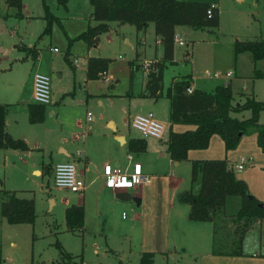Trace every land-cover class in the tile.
Wrapping results in <instances>:
<instances>
[{
    "label": "rangeland",
    "instance_id": "obj_1",
    "mask_svg": "<svg viewBox=\"0 0 264 264\" xmlns=\"http://www.w3.org/2000/svg\"><path fill=\"white\" fill-rule=\"evenodd\" d=\"M42 1L59 21L51 25L48 33H43L45 21L42 19L41 0H21L20 18L15 16L14 9L7 8L0 0V104L9 105L8 118L16 122L9 130L18 135L26 130V138L30 142L32 131L39 130L34 137L38 144L36 151L15 152L5 158L0 152V206L5 200V192L9 191L14 192L17 198L32 200L34 207L31 223L10 225L0 215V263L57 264L58 244L64 253L81 264H142L140 259L146 253L150 254L149 264H222L220 260L212 261L205 255L200 256L204 254V248L205 252L211 251V239L207 238L206 241L204 233H198L200 243L193 241L189 244L179 237L180 222L173 215L166 221L167 211H173L164 207L171 193H175L176 197L183 190L190 189L196 193L198 181L191 182L189 164L180 163L174 169L169 166L162 142L169 130L175 132L178 128H169L168 101L163 97L150 108L143 95L145 75L141 64L160 53V46L154 44L152 24L144 32L135 34L131 25L111 22L110 30L100 34L94 48L87 50L85 43L77 36L87 26L95 25L89 19L92 11L89 1L68 0L66 9L57 6L54 0ZM259 8L260 5L253 8L251 0H223L219 6L216 28L187 34L178 32L185 45L174 46L177 62L167 64L162 70V94L172 81L188 76L192 70L204 80L200 81L202 87L197 83V88L212 91L219 79L214 80L212 76L206 79L204 74L216 72L221 78L232 65L234 42L259 39L257 25L249 13ZM261 28L264 31V22ZM54 48L56 51H53ZM32 52L38 53L36 58H33ZM87 56L109 60L103 78L86 81L84 65ZM73 60L77 66H74ZM260 64L264 65L263 62ZM34 73L48 77L50 104L45 107L53 115L42 124L29 125L24 101L31 96ZM108 75L111 80L105 79ZM234 85H242L243 93L253 94L264 102V79H246ZM98 100L101 105L97 104ZM148 112L154 114L167 132L164 131L161 141L144 139V154H130L154 177L157 175L143 189V205L136 207L133 198L112 202L106 197L94 196L93 193L102 183L101 178L94 179L97 173L86 178L79 175L82 164L75 161L76 172L87 185L86 205L83 207L82 230L68 232L64 224V209L77 204L80 194L56 191L50 176L36 177L31 173L32 168L43 161L49 164L44 172L50 175V165L61 157L57 147H67L71 139L68 136L72 133L75 136L78 125L82 133H86L88 123L85 118L88 113L100 125L106 119H111L117 129L138 138V133L129 129L127 117ZM231 116L246 119L249 112ZM258 123L264 124V112L259 113ZM99 132L100 135H109L103 127ZM65 136L68 139L64 143L61 140L67 138ZM99 139L104 141V136H99L97 140L94 138L93 142L101 148ZM215 141L219 146L208 143L206 149L198 151L206 152L210 159L222 160L225 150L219 137L215 136ZM74 145L78 148L81 146L78 142ZM161 153L164 157L159 156ZM239 156L248 162L241 171L232 169L236 178L246 184L251 196L261 193L264 191V152L257 147L255 134L242 136L237 147L231 150L232 160ZM175 178L179 180L178 183ZM49 198L54 201L52 206ZM174 205H177V198ZM224 223L229 227V222ZM250 230L252 232L247 234L242 249L249 254L248 257L253 253L260 254L258 260H262L263 238L261 236L260 247L254 238L262 233V226L256 223Z\"/></svg>",
    "mask_w": 264,
    "mask_h": 264
},
{
    "label": "trees",
    "instance_id": "obj_2",
    "mask_svg": "<svg viewBox=\"0 0 264 264\" xmlns=\"http://www.w3.org/2000/svg\"><path fill=\"white\" fill-rule=\"evenodd\" d=\"M7 8L16 11L21 17V0H3ZM56 5L66 9L67 0H54ZM92 7L91 20L96 24L77 36L87 48L94 47L97 37L109 30V23L129 24L140 31L147 24H153L154 36L159 39L161 58L154 64V71L145 75L144 95L151 99L168 100V121L170 125L193 127L181 133L169 131L165 141L166 153L172 162L187 159L188 151L204 150L212 136L223 143L224 150H234L242 136L255 134L257 147L264 152V124L258 123V115L264 112V102L255 100L251 95L243 97L242 103L233 104V94L228 83L216 86L205 92L193 89L190 94L185 89L190 86L188 76L171 82L162 94V70L173 62V35L176 27L191 30L216 28L219 12L214 7L211 16L206 18L209 4L176 0H88ZM45 27L43 33L50 31L53 23H59L41 0ZM36 58V52H32ZM234 56L248 53L252 63H264V40L235 41ZM187 57L189 56L186 55ZM109 60L88 58L86 78L97 80L107 70ZM252 79H264V72L254 68ZM249 112L246 119H237L231 114ZM7 108L0 104V149L26 151L22 140H13L4 132ZM44 106L28 104L27 121L39 124L44 120ZM129 153H144V139H130L127 142ZM191 182L198 181L196 193H180L178 201L188 206V219L194 222L212 224L211 254L214 256L240 257L245 234L254 224L262 226L264 242V198L257 200L248 192L246 184L237 179L226 160H199L190 162ZM229 214V215H227ZM2 219L10 225L31 223L34 219L32 200L20 199L15 193L5 192V200L0 206ZM229 222V227L224 223ZM64 224L68 232L79 231L83 226V208L71 205L64 210ZM57 264H81L72 256L64 253L57 244ZM140 262L150 263V254H144Z\"/></svg>",
    "mask_w": 264,
    "mask_h": 264
},
{
    "label": "crops",
    "instance_id": "obj_3",
    "mask_svg": "<svg viewBox=\"0 0 264 264\" xmlns=\"http://www.w3.org/2000/svg\"><path fill=\"white\" fill-rule=\"evenodd\" d=\"M176 1L207 3V4L215 7L219 12L220 3L223 0H176ZM237 1L243 2L244 0H237ZM67 2H68V0H67ZM258 5H260L259 9H255L254 12H249V13H250L251 18L255 21V24L257 25V28H258V31L260 34L258 36L259 37L258 40H264V38H262L263 37L262 33H264V31H262L263 29L261 28V23L264 22V0H251V6L253 8L257 7ZM66 7H67V3H66ZM91 13H92V11H91ZM91 13H90V15H91ZM89 19L91 20V17ZM218 20H219V17H218ZM150 24H147L146 27L140 31H136L134 29L136 32L135 34H138L141 31L144 32L146 30V28L149 27ZM152 26H153V24H152ZM109 30H110V25H109ZM201 30H203V29H201ZM193 31H195V30H191V29H188L186 27H176L174 29L175 34H177L178 32L182 33V34H187L189 32H193ZM196 31H198V30H196ZM152 32H153V28H152ZM153 38H154V44L160 46L159 39L154 36V32H153ZM126 43L128 45H130V43H128L127 40H126ZM91 48H94V47H91ZM88 49H90V48H87V50ZM36 54H38V53H36ZM244 54H247V55H244ZM175 56H176L175 50H173V62L172 63L177 62V59L175 58ZM88 58H99V57H88V56L86 57V61H85V65H84L85 77H86V64H87ZM160 58H161V46H160L159 55L154 57L151 60L152 61L153 60L159 61ZM74 66H77V63ZM254 68L259 69V70L264 72V65L260 64V62L252 63L248 53H242V54H239L237 56H234L232 59V65L229 66V68H227L224 71V74L230 73V76L228 78H225V76L223 74V76L221 78H218L219 80L214 79V80L218 81V82H215L214 88L218 85H223L224 83H228V85L231 88L232 94H233V104L241 103L243 101V97L249 96V95H251L255 100L259 101L258 99L255 98V96L253 94L243 93L242 92V87H243L242 85L240 87L234 85V84H238L239 82L242 83L246 79L253 81L254 79H252V71ZM105 73H106V71L104 72V74ZM109 77H110L109 80H111V76H109ZM188 77L190 80V87L192 89H198L197 83H199V87H202V82H200V81H204V80H201V78L199 76H196L194 74L193 70L188 75ZM260 80H262V79H260ZM86 81H93V80H88L86 78ZM204 85H205V83H204ZM204 87H207V86H204ZM198 90H201V89H198ZM202 91H205V90H202ZM31 94H32V87H31ZM103 95H106V94H103ZM143 95H144V93H143ZM144 97L146 98L145 100H148L147 106H149L150 108L155 106L159 99H162V98H159V99L154 100L151 98H147L145 95H144ZM165 100H167V99H165ZM24 102L26 103V107H24V108H25L26 117H27V105L33 104L31 96L28 99V101H24ZM97 104L101 105V101L98 100ZM1 105H5L7 108V115H6V121H5V126H4V132L7 134V136L9 138H11L13 140H22L25 143V145L27 146L26 151H18V150H11V149H0V152H2L1 153L2 158L7 157L8 154H14L15 152L30 153L32 151H36L38 149L37 148L38 144H37V139H35L34 137L36 136V133L39 132V130L36 129V130L32 131V135H31V141L32 142H30V140L29 141L27 140L26 137L28 134L26 133V130H22L20 135L16 134V132H12L11 130H9V127L12 126L16 122L13 121L12 119L8 118V110H9L8 106L9 105H6V104H1ZM168 106H169V104H168ZM168 109H169V107H168ZM44 110H45L44 120L39 124L44 123L47 117H50L53 115L51 110L46 109L45 106H44ZM47 112H48V115H47ZM148 113H152V112H148ZM152 115L154 116L153 113H152ZM131 117H132L131 115H129L127 117L129 119V120L127 119V124H128L129 129H131V127L129 125ZM86 118H87V115H86ZM86 118H85V121L88 123L87 129H85V130H87L86 133H82L83 130H81V127L78 125L77 126L78 132H76L75 136L73 133L69 134L68 137H71V139H70V141L67 142V147L66 148H62L60 146L57 147L61 157L58 159V162H56L55 164L64 163V162L73 163L75 161H78L77 162L78 164L79 163L82 164V172L80 171L79 175L86 178V177H90L89 175H94L97 173L98 175L96 177H94V179L100 178V169H101V166L105 163H108L111 165H117L121 169L128 171L130 168V164L133 162H137V161H135L133 159V157H131L130 154H132V153H129L127 151V147H126L127 142L130 139H138V138L140 139V135L138 134L139 135L138 138H133V137L129 136L128 134H126L124 132V130L117 129L115 123L111 119H106L104 121V123L102 125H100L99 122L97 123L95 121V119H93V117H92V120L89 122L86 120ZM154 118L157 120V118L155 116H154ZM167 119H168V114H167ZM28 124L30 125V123H28ZM168 125H169L170 129L178 128L177 130H175L174 133H181V132L193 129V127H191V126H185V125H179V124L170 125L169 121H168ZM102 127L109 132L108 136L102 135V134L100 135L99 131L101 130ZM121 129H123V128H121ZM75 130H76V127H75ZM131 130H133V129H131ZM164 131L167 132L166 127H164ZM168 132L166 133L165 140L162 142L163 145H165V141L167 140ZM99 136H104V141L100 140V139L98 140L101 148L97 147L93 142L94 138L97 140L99 138ZM65 137H67V136H65ZM68 137L62 139L61 141L65 143L66 139H68ZM76 142L81 144L80 148H78L77 146L75 147L74 143H76ZM209 143L210 144L214 143V144H217L219 146L217 141H215V135L210 138ZM89 144H90V146H89ZM222 145H223V143H222ZM165 148H166V146H165ZM145 152H146V150H145ZM230 152L231 151H227V152L224 151L223 159L226 160L228 167H233L239 163V160L241 158H244V157L239 156L237 159L232 160V158L230 157ZM144 153H142V154H144ZM128 156L130 157L129 160L127 159ZM159 156L164 157V154L161 153ZM166 156L168 158L167 153H166ZM199 160H213V159H210L207 156L206 152H204V151H198V150L188 151L187 159L185 161L172 162L169 160V166L174 169V168H177L180 163H187L190 165L191 161H199ZM137 163H139V162H137ZM55 164L50 165V167H51L50 175L47 174L46 172H44L45 166H47L49 164L44 163L43 161L40 164H37L38 166H35L34 168H32L31 173L33 175H35L36 177L50 176L52 178V168ZM140 167H141V171H142L143 175H145L147 177L146 183L142 184L141 186H138L133 190H109V189L103 188L102 183H101L100 185H98V187H97L96 191L93 193V195L98 196V197H102V198L106 197L112 202H115L114 200L128 201L131 198H133L135 200V202H137V204L135 203L136 204L135 206L141 207L143 205V202H144L143 189H145V186H147L150 183V179L155 178L157 175L154 177V174H151L141 164H140ZM93 180H91V181H93ZM175 182L178 183L179 180L177 178H175ZM86 190H87V185H86V189L84 190V192L78 196V198L76 200L77 204H73V205H80V206H82V208L85 207V205H86V196H85ZM175 191H173V192H175ZM187 191H190V189L189 190H183L181 193L187 192ZM174 194L171 193V196L167 202V205H166V203L164 204L165 208H167L168 210H173V211H167L166 221L168 222L170 220V216L173 215V218L177 219L178 222H180L179 231H181V235L179 237L181 238V240L183 242H187L189 244H191L193 241H194V243H200L201 239L198 237V233H204L206 241H207V238L209 240L212 239L211 238L212 237V224L210 222H194V221L189 220L188 219V209H189L188 206L184 203L179 202L178 199H177V205H174L175 199L179 195L178 194L176 197V194H175V196H174ZM253 197L259 201H262L264 198V191H262L259 194L254 193ZM48 201L51 204V206L54 204V201L52 198H49ZM184 207H185V209H183ZM83 222H84V208H83ZM82 228H83V226H82ZM82 228L80 230H82ZM251 232H252V230L248 231L245 234V236L243 238V242H242V247L244 246V242L246 240L247 234H251ZM261 236H262V233L260 235L257 234L256 237H254V238H256V240H257L256 242L258 243L259 247L261 246V243H262ZM10 245H13V243H10ZM204 247H205V245H204ZM204 249L202 251V253H204V254L200 255V256L205 255L209 260L211 259L212 261L213 260H220L219 262L222 264H224V263L225 264H264V257L263 256H262L263 259L262 260L259 259L260 260L259 261L258 257L260 256V254L253 253L250 255V257H248L247 255H249V254L246 253L243 249H242L243 255L240 257L214 256L211 254L210 250H206V252H205ZM193 255L197 256V254L196 255L193 254Z\"/></svg>",
    "mask_w": 264,
    "mask_h": 264
},
{
    "label": "built area",
    "instance_id": "obj_4",
    "mask_svg": "<svg viewBox=\"0 0 264 264\" xmlns=\"http://www.w3.org/2000/svg\"><path fill=\"white\" fill-rule=\"evenodd\" d=\"M212 8L214 7L210 5L206 10V18L211 16ZM172 41L174 46L183 47L185 45L183 40L175 33ZM53 51L56 50L53 49ZM73 62L76 64L75 60H73ZM156 62L155 60L143 61L141 69L144 75H147L150 71H154L153 66ZM204 76L206 79L210 78V76H212L213 79L219 78V74L216 72L212 75L205 73ZM224 76L228 78L230 73H225ZM99 77L103 78L104 73H101ZM105 79L109 80L110 77L107 76ZM192 90L193 89L189 86L185 89V93L190 94ZM31 99L32 103L35 105L46 106L49 104V84L47 76L40 73H34L32 75ZM86 120L88 122L92 120L89 113L87 114ZM129 125L131 129L140 135L141 139L153 138L160 140L164 132L163 124L157 121L152 113L132 116ZM127 159L129 160L130 157L128 156ZM247 162V159L241 158L237 165L230 168L241 171ZM100 178L102 187L109 190H133L147 181V177L143 175L140 164L137 162L131 163L128 171L121 169L117 165L105 163L101 166ZM52 185L56 191L68 193L82 194L86 189L85 181L78 176L75 166L71 162L57 163L53 166ZM0 264L5 263L1 262Z\"/></svg>",
    "mask_w": 264,
    "mask_h": 264
},
{
    "label": "water",
    "instance_id": "obj_5",
    "mask_svg": "<svg viewBox=\"0 0 264 264\" xmlns=\"http://www.w3.org/2000/svg\"><path fill=\"white\" fill-rule=\"evenodd\" d=\"M136 204H137V202H136Z\"/></svg>",
    "mask_w": 264,
    "mask_h": 264
}]
</instances>
